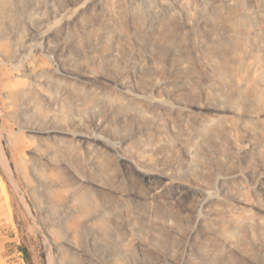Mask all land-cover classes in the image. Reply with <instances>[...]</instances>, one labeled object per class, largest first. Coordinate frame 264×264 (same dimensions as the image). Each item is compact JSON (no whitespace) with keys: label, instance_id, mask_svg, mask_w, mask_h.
I'll return each instance as SVG.
<instances>
[{"label":"bare ground","instance_id":"obj_1","mask_svg":"<svg viewBox=\"0 0 264 264\" xmlns=\"http://www.w3.org/2000/svg\"><path fill=\"white\" fill-rule=\"evenodd\" d=\"M0 108L56 264H264V0H0Z\"/></svg>","mask_w":264,"mask_h":264},{"label":"rangeland","instance_id":"obj_2","mask_svg":"<svg viewBox=\"0 0 264 264\" xmlns=\"http://www.w3.org/2000/svg\"><path fill=\"white\" fill-rule=\"evenodd\" d=\"M3 118L0 108V128ZM9 158H11L8 152ZM13 162V161H12ZM13 166L15 167L14 163ZM0 169L6 174V184L12 195L16 225L6 233L8 250L6 258L11 264H56V251L45 236L44 226L14 174L6 167L0 148Z\"/></svg>","mask_w":264,"mask_h":264}]
</instances>
